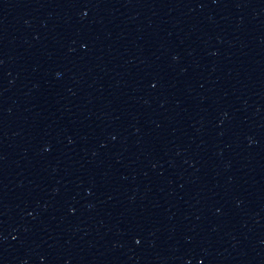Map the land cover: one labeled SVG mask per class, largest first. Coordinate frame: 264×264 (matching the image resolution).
<instances>
[{
	"label": "water",
	"instance_id": "95a60500",
	"mask_svg": "<svg viewBox=\"0 0 264 264\" xmlns=\"http://www.w3.org/2000/svg\"><path fill=\"white\" fill-rule=\"evenodd\" d=\"M0 264H264V0H0Z\"/></svg>",
	"mask_w": 264,
	"mask_h": 264
}]
</instances>
